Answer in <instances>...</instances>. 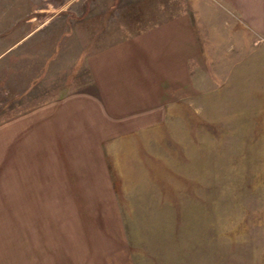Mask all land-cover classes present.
Masks as SVG:
<instances>
[{
    "label": "rangeland",
    "instance_id": "1",
    "mask_svg": "<svg viewBox=\"0 0 264 264\" xmlns=\"http://www.w3.org/2000/svg\"><path fill=\"white\" fill-rule=\"evenodd\" d=\"M211 1L200 0L209 17ZM190 6L0 0V124L74 92L96 99L97 50ZM226 97L201 101L197 118L193 99L181 118L176 102L154 106L163 117L149 132L121 138L133 157L109 141L97 151L108 181L60 172L63 154L76 151L70 144L0 159V264H264V134L253 118L237 125Z\"/></svg>",
    "mask_w": 264,
    "mask_h": 264
},
{
    "label": "crops",
    "instance_id": "2",
    "mask_svg": "<svg viewBox=\"0 0 264 264\" xmlns=\"http://www.w3.org/2000/svg\"><path fill=\"white\" fill-rule=\"evenodd\" d=\"M211 2L210 17L200 10V0H192L190 8L97 50L96 99L74 92L0 124L2 164H14L10 160L26 156V148L30 154L48 149L56 155V149L66 150L70 144L76 151L63 154L71 162L66 158L59 162L60 172L83 174L79 178L83 181H108V169L99 162L103 154L97 153L106 142L129 150L124 152L129 159L133 143L125 144L121 138L149 132L154 115L163 117L159 111L153 114L154 106L162 109L169 101L176 102L181 118L186 102L193 99L192 117L197 118L205 115L201 101H214L213 96L223 91L232 102L235 123L249 126L253 118L257 131L264 134V0ZM154 51L155 61L149 54ZM24 163L21 159L10 165L11 173L21 172ZM50 165L53 168L54 162Z\"/></svg>",
    "mask_w": 264,
    "mask_h": 264
}]
</instances>
